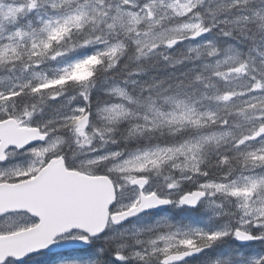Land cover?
Listing matches in <instances>:
<instances>
[{
	"label": "snow or ice",
	"instance_id": "snow-or-ice-1",
	"mask_svg": "<svg viewBox=\"0 0 264 264\" xmlns=\"http://www.w3.org/2000/svg\"><path fill=\"white\" fill-rule=\"evenodd\" d=\"M0 264H264V0H0Z\"/></svg>",
	"mask_w": 264,
	"mask_h": 264
},
{
	"label": "water",
	"instance_id": "water-1",
	"mask_svg": "<svg viewBox=\"0 0 264 264\" xmlns=\"http://www.w3.org/2000/svg\"><path fill=\"white\" fill-rule=\"evenodd\" d=\"M77 195L75 189L56 180L51 181L35 195L38 211L45 213V231L64 227L74 221L73 208Z\"/></svg>",
	"mask_w": 264,
	"mask_h": 264
}]
</instances>
